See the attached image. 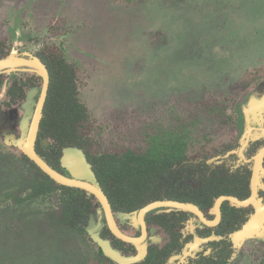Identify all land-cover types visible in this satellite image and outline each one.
Returning <instances> with one entry per match:
<instances>
[{"label": "rangeland", "instance_id": "374dc122", "mask_svg": "<svg viewBox=\"0 0 264 264\" xmlns=\"http://www.w3.org/2000/svg\"><path fill=\"white\" fill-rule=\"evenodd\" d=\"M0 38L11 45L7 57L51 47L73 64L89 112L82 131L101 151L183 142L189 155L200 154L236 141L240 104L264 96V0H0ZM32 74L4 75L5 85ZM42 85L39 76L38 91ZM5 99L0 264H82L89 253L82 239L52 223L58 193L25 203L4 198L27 170L22 122L37 103L9 107ZM28 188L15 190L25 196ZM92 218L105 224L99 206ZM130 220L119 218L122 228L132 231ZM231 263L264 264V229L236 247Z\"/></svg>", "mask_w": 264, "mask_h": 264}, {"label": "flooded vegetation", "instance_id": "af4514ba", "mask_svg": "<svg viewBox=\"0 0 264 264\" xmlns=\"http://www.w3.org/2000/svg\"><path fill=\"white\" fill-rule=\"evenodd\" d=\"M7 41L6 38H0V59L7 58L12 51L11 45ZM50 50H52V52L58 51L57 49L48 47L47 49L43 48L38 50L35 54L26 53L20 58H38L47 66L40 55L42 53H51ZM19 72L28 73L30 71L18 70L12 72V74ZM7 74L10 73L0 74L3 80L0 86V98L6 96V99L3 101L5 106H14L18 102L25 100L26 105L30 106L31 109L33 102L37 100V103L33 108L31 121L25 119L22 122V127L28 126L26 130L23 129L24 136L20 140L24 149L20 159L27 170L22 172V176L21 178L19 177V180L17 178L18 182L16 181L10 188L4 190V198H10L16 202L25 203L58 193L60 203L59 211L57 213H52V223L56 229L74 234L82 239L84 246H86L89 252L85 253V256H83L82 264H232L231 261L236 247L248 238L259 234L264 229L263 220L251 236L239 242H236L234 239V237L239 234L257 214V208L264 210V96L259 99L248 101L247 106L244 105L247 99H244L243 103L240 104L234 117L236 126L239 129V135L236 141L230 140L222 146L204 150L200 152V154L195 153L189 155L186 151L185 143L184 146L176 148L175 144L178 142L170 145L167 149L144 150L117 147L112 150L101 151L100 147L94 144L90 135L87 136L89 133H86L88 131L87 129L82 133L87 141L85 147L68 146L77 147L83 151L96 176L97 184L103 191L102 183L95 171L96 167L104 166V164L109 163L116 164L118 159L123 162L127 159L129 153L140 156L148 154L160 156L159 153L169 150L184 151L185 160L183 164H175L173 166L172 178L166 179L158 177V179H153L151 180L152 189L149 193L146 195H139V197H133L137 202L138 200L142 201L140 206L139 203L128 204L129 198L132 197L125 194L120 196L123 205L121 204L115 208L112 198L104 191L110 203L111 215L118 231L127 237L138 240V243H132L123 240L112 231L109 225L106 208L94 194L86 190H84L86 194H80L83 195L84 200H86L82 204L80 202V195L75 194L73 204L76 206H74L76 214L69 220H65L64 215V200L69 198L63 193V188L54 184V188L50 190L33 194L37 181H41L43 177L37 176L35 168L30 162L33 160L25 153V149L31 134L32 123L34 122L42 97L43 85L41 91H38L37 86L40 75L38 76V74L35 73L34 75H30V77L15 76L7 88L4 81V75ZM15 80H18L22 85V94H17V96L12 97L8 91ZM49 89L42 107V114L36 133L34 147L37 154H39V156L53 169L65 176L71 177L63 168L61 162L63 152L68 147H63L58 159V165L55 166L47 159V155L54 149L56 143L54 138L41 134V126L45 116V106ZM29 98L31 100L28 102ZM30 109L28 115L30 114ZM27 158L30 161H28ZM13 159H15V156H12V160ZM124 164L127 165V161L124 162ZM182 167H184L185 170L178 181L180 183L182 182L180 184L181 189L185 192H190L193 189L200 191L203 184H206L204 179L209 180L207 177L214 170L222 175L221 178L224 181H222L220 185L224 187V192L227 193L216 196L211 206H208L204 200L197 203L192 201V197L187 194H177L179 190L177 187L179 184L177 183V178L179 169ZM255 168H258L259 172L256 203L242 206L231 200H224L221 204L218 217L215 212V204L219 198L228 196L244 201L252 196V179ZM205 173L206 177L204 175ZM224 174L227 176H224ZM55 183L57 182L55 181ZM57 184L62 185L59 183ZM22 185H27V187H29V191L25 196L17 193L15 190ZM73 188L81 189L78 187ZM173 202L190 203L196 206L197 210H184L173 206ZM154 203H156L155 207L147 210L144 215H141L144 208ZM98 206L105 218L104 225H101L100 222L92 218ZM121 217H129L131 219L129 227L132 228V231L122 228L119 222V218ZM95 238H99L106 242L112 250L122 257L127 259L139 258V260L134 263H121L104 254Z\"/></svg>", "mask_w": 264, "mask_h": 264}, {"label": "trees", "instance_id": "16d2710c", "mask_svg": "<svg viewBox=\"0 0 264 264\" xmlns=\"http://www.w3.org/2000/svg\"><path fill=\"white\" fill-rule=\"evenodd\" d=\"M42 53L40 56L47 64L50 72V89L45 106V116L42 121L41 134L43 136H50L55 139L56 143L54 149L47 155V159L55 166L58 165V159L63 147L77 146L85 147L87 142L83 136L82 129L84 123L89 119V112L87 106L79 99V85L77 80V71L72 63L68 62L66 57L60 53L52 52ZM2 77H0V86L2 85ZM9 94L12 97L17 94H22V85L18 80H15L10 87ZM176 148L184 146V143L178 142L175 144ZM160 156L154 154L137 155L129 153L127 159L123 162L118 159L116 164H104L95 168L96 174L102 183L104 191L112 198L113 205L116 208L121 205V195H130L128 204L139 203L142 201H135L133 197L139 195H146L152 189L153 179L172 178L173 166L175 164L181 165L185 160L184 151H167L159 153ZM28 161H30L27 158ZM127 161V165L124 162ZM37 176H42L43 179L38 180L33 194H38L46 190L54 188V184L63 188V193L69 199H65L64 215L65 220L72 219L76 214L74 208L75 194H86L84 190L58 185L53 179L45 174L33 161H30ZM126 165V166H125ZM185 168L179 169L177 185V194H187L192 197V201L201 202L204 200L208 206H211L215 197L224 192V187L220 184L224 181L218 171H212L205 180L200 191L191 190L190 192L181 189V183L178 181L181 178ZM206 177V173L204 174ZM224 176H227L224 174ZM203 177V176H202ZM69 194V195H68ZM83 195H80L81 204L84 203ZM123 205V204H122ZM76 207V206H75Z\"/></svg>", "mask_w": 264, "mask_h": 264}, {"label": "water", "instance_id": "95a60500", "mask_svg": "<svg viewBox=\"0 0 264 264\" xmlns=\"http://www.w3.org/2000/svg\"><path fill=\"white\" fill-rule=\"evenodd\" d=\"M18 70H25V71H32L38 75H40L43 78V92L42 97L40 100V104L37 110V113L35 115L34 122L32 123L31 127V134L28 138V142L26 144L25 153L46 173L48 174L53 180H55L57 183L70 186V187H78L83 190L88 191L91 194H94L100 202L103 204V206L106 208L107 214H108V220L109 225L112 231L122 238L125 241L132 242V243H138V240L135 238L127 237L123 235L121 232L118 231L112 215H111V206L108 201V198L104 191L101 189V187L97 184L96 176L90 166V164L87 161V158L83 151L80 148L77 147H68L64 150L61 162L63 168L67 171V173L71 176H65L64 174L60 173L59 171L53 169L45 160H43L39 154L35 151L34 142L36 138V133L38 130L40 117L42 114V107L44 104V101L47 97L49 85H50V75L47 66L38 58L33 59H27V58H20V57H7L0 59V74L4 73H12ZM31 99H28V102ZM259 164V163H258ZM258 168H255V173L252 179V196L247 200H239L235 197H228L223 196L219 198L215 204V212L217 213L218 217L220 214V207L224 200H231L239 205L247 206L250 204L256 203L257 198V182H258ZM173 206H176L178 208L184 209V210H190V211H196L197 208L193 204L190 203H180V202H173ZM156 206V203L151 204L144 208L141 212V215H144V213L152 209ZM264 220V210H261L260 208H257V214L254 216V218L245 226V228L237 234L234 239L236 242H239L240 240L245 239L248 236H251V234L257 230L258 226L263 222ZM95 240L100 245L102 252L106 254L107 256H110L117 261L121 263H134L139 260L137 259H127L122 257L120 254L112 250V248L104 241H102L99 238H95Z\"/></svg>", "mask_w": 264, "mask_h": 264}]
</instances>
